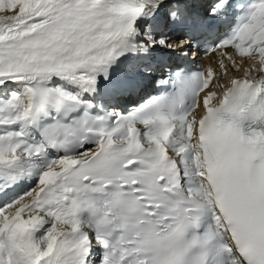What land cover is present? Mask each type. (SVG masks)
I'll return each mask as SVG.
<instances>
[{
  "label": "snow or ice",
  "instance_id": "obj_1",
  "mask_svg": "<svg viewBox=\"0 0 264 264\" xmlns=\"http://www.w3.org/2000/svg\"><path fill=\"white\" fill-rule=\"evenodd\" d=\"M0 264H264V0H0Z\"/></svg>",
  "mask_w": 264,
  "mask_h": 264
},
{
  "label": "bare ground",
  "instance_id": "obj_2",
  "mask_svg": "<svg viewBox=\"0 0 264 264\" xmlns=\"http://www.w3.org/2000/svg\"><path fill=\"white\" fill-rule=\"evenodd\" d=\"M213 60H214V57L212 55H209L206 58L201 59L200 61L204 62L205 65H212ZM237 75H241V73H237Z\"/></svg>",
  "mask_w": 264,
  "mask_h": 264
}]
</instances>
